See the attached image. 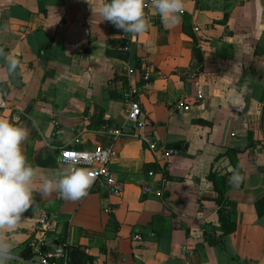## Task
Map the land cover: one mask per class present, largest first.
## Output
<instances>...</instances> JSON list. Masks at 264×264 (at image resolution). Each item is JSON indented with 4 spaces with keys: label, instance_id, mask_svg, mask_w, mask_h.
<instances>
[{
    "label": "crops",
    "instance_id": "0c3cea01",
    "mask_svg": "<svg viewBox=\"0 0 264 264\" xmlns=\"http://www.w3.org/2000/svg\"><path fill=\"white\" fill-rule=\"evenodd\" d=\"M103 2L0 0V119L29 130L27 160L55 178L69 167L59 149L78 138L82 149L112 146L109 167L124 182L119 195L94 182L76 201L34 193L5 237L14 253L42 238L43 211L53 225L45 239L64 245L67 261L77 248L94 264H264V0H184L172 28L151 8L140 34L100 21ZM128 65L151 74L138 97V133L174 148L168 158L139 138L112 141L101 131L125 123ZM226 149L243 181L227 180L220 216L207 175L228 177L229 157H217Z\"/></svg>",
    "mask_w": 264,
    "mask_h": 264
},
{
    "label": "clouds",
    "instance_id": "9594fccd",
    "mask_svg": "<svg viewBox=\"0 0 264 264\" xmlns=\"http://www.w3.org/2000/svg\"><path fill=\"white\" fill-rule=\"evenodd\" d=\"M150 6L169 28L181 23L184 0H150ZM147 7V0H104L98 14L100 21L111 23L124 34H140L148 29ZM7 64L9 72H14L18 60L10 56ZM28 136L26 127L0 119V264H10L13 260L27 264L14 253V242L5 237L21 222L22 214L33 206L34 193L58 191L61 198L76 201L88 194L96 177L94 171L78 168L75 163L58 172L55 178L39 175L22 151ZM229 171L233 172L229 182L238 186L242 176L232 169Z\"/></svg>",
    "mask_w": 264,
    "mask_h": 264
},
{
    "label": "built area",
    "instance_id": "2783aa9c",
    "mask_svg": "<svg viewBox=\"0 0 264 264\" xmlns=\"http://www.w3.org/2000/svg\"><path fill=\"white\" fill-rule=\"evenodd\" d=\"M149 7L145 9L146 15L151 10L150 0H147ZM195 30H198L196 28ZM129 42L124 46V50H129ZM80 53H83V50H79ZM125 91L124 97L126 101V119L123 126L119 127H105L101 131L109 136V138L114 141L121 137H136L139 138L146 148L152 153L157 154L159 158L165 159L176 153L174 148L166 147L160 144L149 134L138 133V130L142 127L141 122V108L138 101L139 95L144 91L148 86L151 74L147 70L141 71L133 67L132 65L126 66L125 70ZM137 78V80H136ZM138 83V84H137ZM202 94L197 95V99H200ZM5 103L0 102V107H4ZM178 107L181 110L188 111L190 109L188 104H185L183 98H180L178 101ZM80 143L78 138L73 140V144L76 146H70L65 148H60L58 152L59 160L66 165H72L75 163L78 168H88L96 173L95 181L100 182L107 188L108 192L111 194L119 195L124 190V182L122 180L116 179L109 167L110 163L116 156V152L112 146L103 147V146H93L91 149H82L77 147ZM148 176H153L154 172L149 170L147 172ZM144 193H150L151 188L144 186ZM42 238L30 244L32 247V252L34 257L32 260H26L28 264H68L67 254L64 253L63 257L59 260L55 256L47 255V250L42 251L41 246L46 244L45 236L53 232V225L49 222V217L43 211H41L39 219ZM134 240L140 241L141 237L135 235ZM56 258V259H55Z\"/></svg>",
    "mask_w": 264,
    "mask_h": 264
},
{
    "label": "trees",
    "instance_id": "16d2710c",
    "mask_svg": "<svg viewBox=\"0 0 264 264\" xmlns=\"http://www.w3.org/2000/svg\"><path fill=\"white\" fill-rule=\"evenodd\" d=\"M227 156L230 159V169L238 173L243 178V173L241 172L238 162L236 160V153L232 149H226L222 154H219L217 157ZM233 174L232 171L229 172L228 177L220 176L216 171L210 170L207 179L212 183L213 190L216 194V202L221 206L219 210V215L222 216L225 207H227V201L225 199V191L227 189V180ZM243 179L239 184H242ZM40 240V239H39ZM37 240V241H39ZM35 241V242H37ZM32 247L29 245L21 253L20 257L26 260H32L34 257L33 252L31 251ZM41 250L44 252L47 250L46 244L41 246ZM68 256L71 264H94L93 258L80 252L77 248L68 251ZM28 264V263H27Z\"/></svg>",
    "mask_w": 264,
    "mask_h": 264
},
{
    "label": "water",
    "instance_id": "95a60500",
    "mask_svg": "<svg viewBox=\"0 0 264 264\" xmlns=\"http://www.w3.org/2000/svg\"><path fill=\"white\" fill-rule=\"evenodd\" d=\"M46 247L48 248L47 255L49 256L61 255V254H64L66 251L64 245L57 244L50 240L46 241Z\"/></svg>",
    "mask_w": 264,
    "mask_h": 264
},
{
    "label": "rangeland",
    "instance_id": "374dc122",
    "mask_svg": "<svg viewBox=\"0 0 264 264\" xmlns=\"http://www.w3.org/2000/svg\"><path fill=\"white\" fill-rule=\"evenodd\" d=\"M68 264H71V263H70V260H68Z\"/></svg>",
    "mask_w": 264,
    "mask_h": 264
}]
</instances>
